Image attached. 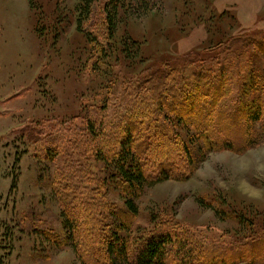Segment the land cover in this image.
Segmentation results:
<instances>
[{
	"label": "rangeland",
	"instance_id": "1",
	"mask_svg": "<svg viewBox=\"0 0 264 264\" xmlns=\"http://www.w3.org/2000/svg\"><path fill=\"white\" fill-rule=\"evenodd\" d=\"M77 3L0 0V264H103L100 254L93 262L86 260L88 246L78 244L76 249L68 242L58 198L78 192L83 180L98 173L90 172L82 145L88 133L87 120L80 116L95 113L92 105L112 99L113 93L120 98V89L152 78L155 85H165L153 89L154 95L138 92L136 85L134 93L144 106L140 113L147 109L160 115L156 114L160 108L157 90L166 88L165 79L172 72L216 66L213 55L233 42L234 49L256 64L251 82L258 83L260 75L264 76V57L252 43L241 46L264 38V0H152L153 10L141 17L127 15L111 41L118 47L122 37L136 43L137 61L131 64L112 51L104 66L102 61H92L91 55L100 51L96 40L107 42V32L96 15L82 24L89 40L78 32ZM178 93V88H172L168 95ZM236 93L233 84L224 102H232ZM108 126L115 128L112 123ZM176 128L172 130L176 129L179 140L184 139L193 164L181 162L168 174L187 173L189 177L143 185L134 200L135 215L124 207L117 189L106 200L116 204L121 214L133 215L129 230L136 234L131 237L176 232L189 245L185 252L198 264H207L212 250L224 256L241 251L253 259L231 262L226 258L223 264H264V250L261 259L257 257L264 241V135L260 124H253L254 144L241 151L207 149L189 126L181 123ZM111 140L115 142L116 136ZM53 147L57 155L51 162L46 159ZM89 160L93 168H101V163ZM65 166L70 169L56 184L53 174ZM86 186L90 188L91 183ZM73 204L80 206L78 198ZM89 212L98 223L95 230H100L101 212ZM87 216L88 211L82 220L76 219L85 229H94ZM45 233L54 235L58 243ZM118 234L128 236V232ZM138 245H131L129 255Z\"/></svg>",
	"mask_w": 264,
	"mask_h": 264
},
{
	"label": "trees",
	"instance_id": "2",
	"mask_svg": "<svg viewBox=\"0 0 264 264\" xmlns=\"http://www.w3.org/2000/svg\"><path fill=\"white\" fill-rule=\"evenodd\" d=\"M77 2V31L85 34L83 22L91 21L92 16L96 15L97 18L100 17L98 19L104 27L103 32H107V42L96 40L100 51L92 53V61L95 63L102 61L104 66L113 51L117 53L118 58L123 55L128 62L134 64L139 58V51L135 50L136 43L122 37L118 47L117 43L112 44L111 41L115 39L119 25L125 22L127 15L141 17L152 11V0H77ZM85 36L87 40L90 39L88 33ZM251 43L264 57V38L252 39L241 46L248 47ZM133 52L135 53L132 55ZM213 57L217 62L216 66H204L188 73L172 72L165 79L166 88L157 90L160 108H156V114L160 115L154 116L147 109L140 113L144 106H140L136 101L138 100L134 93L136 85L139 88L138 92L152 95L155 93L153 89L165 85L160 82L155 85V81L150 78L140 80L129 88L120 89L118 92L121 94L120 98L113 93L112 99L107 98L98 106L96 104L91 106L95 113L80 116L87 120L85 131L88 137L82 143L85 161L90 172L94 173L95 170L98 173L83 180L80 185L82 188L78 192L74 190L67 197L58 198L62 203V224L67 240L73 243L76 249L78 244L82 248L89 247L85 252L87 261L93 262V257L100 254L103 264H122L124 261L128 262L127 264L169 262L198 264L196 258L185 252L189 245L180 239L176 232H164L158 237H150L151 234L143 233L138 239L131 237L136 233L130 232L129 228L131 217L137 213L134 200L142 193L143 185L152 186L165 178L184 180L190 175L168 174L171 169L180 167L181 162L193 164L191 152L184 139L177 138L179 136L176 127L181 123L189 126L199 138H202L207 149L241 151L248 148L247 146L254 144L256 139L253 130L255 122L260 124L261 133L264 135V76L260 75L258 83L251 82L256 64L249 55L234 49V42L228 43L224 50L216 52ZM182 76L186 77L179 83ZM161 77L162 75L155 78L159 80ZM233 84L236 85L237 93L232 102L226 104L224 99L230 94ZM172 88H178V95H168ZM111 107L114 110L110 109ZM109 123L115 128H110ZM109 129L114 132L110 133ZM231 134L237 138H233ZM112 135L116 136L115 142L108 141ZM105 147L108 148V152L105 151ZM55 150L56 147H53L50 152H44L49 154V159L46 160L55 161L57 155L53 152ZM89 158L95 159L96 164L101 163V168H93ZM69 169V166H65L55 171L53 176L56 184L62 180L61 174L68 172ZM152 170L155 172H150ZM90 183L91 187L87 188L86 185ZM116 189L124 207L133 215L121 214L116 204L106 200L115 194ZM76 198L80 201V206L73 204ZM93 209L102 214V225L98 231L94 226L96 224L98 226V223L89 212ZM87 211V217L94 229H85L82 222L79 223L78 219L82 220ZM118 231L128 232V236L121 238ZM43 235L58 243L51 233ZM133 243L139 245L136 251L129 255ZM263 250L264 241L261 252L257 254L258 259H261ZM212 252L207 257V264H223L226 258L231 262L238 259L253 260L248 257L250 255L239 253L241 251L229 252L226 256L215 250ZM183 253L186 257H181ZM201 264H205L204 261Z\"/></svg>",
	"mask_w": 264,
	"mask_h": 264
}]
</instances>
